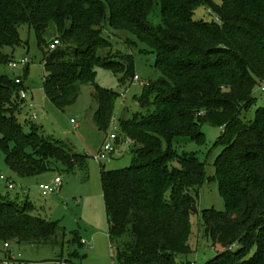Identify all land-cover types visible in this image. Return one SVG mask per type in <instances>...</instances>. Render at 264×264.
Masks as SVG:
<instances>
[{
	"label": "trees",
	"instance_id": "16d2710c",
	"mask_svg": "<svg viewBox=\"0 0 264 264\" xmlns=\"http://www.w3.org/2000/svg\"><path fill=\"white\" fill-rule=\"evenodd\" d=\"M158 3L162 23L154 27ZM200 7L216 19L195 20ZM22 27L34 30L43 51L48 101L65 112L84 85H94L101 133L112 127L118 94L96 85L95 69L111 71L121 85L135 77L133 56L120 63L98 56L110 46L104 33L133 34L156 57L162 77L138 98L146 113L119 122L120 136L133 144L132 166L102 170L117 264H178L192 252L206 164L178 148L204 146L203 124L223 129L216 180L226 202L225 212L203 213L200 233L221 250L207 264H264V108L253 122L242 119L264 82V0H0V157L20 178H32L57 165L72 171L84 157L45 139L37 126L27 133L17 120L27 88L1 72L13 62L1 50L25 44ZM33 211L32 203L0 194V244L63 245L65 229Z\"/></svg>",
	"mask_w": 264,
	"mask_h": 264
},
{
	"label": "rangeland",
	"instance_id": "374dc122",
	"mask_svg": "<svg viewBox=\"0 0 264 264\" xmlns=\"http://www.w3.org/2000/svg\"><path fill=\"white\" fill-rule=\"evenodd\" d=\"M195 20L212 22L216 15L206 7H200L194 15ZM152 26L162 23V6L158 3L150 17ZM24 41L22 47L12 50L4 48L1 51L11 57L12 61L20 62L24 58L30 61L27 67L19 66L12 69L9 66L1 72L11 79H22L28 87L27 98L19 101L22 113L18 115L19 124L27 133L34 126L45 139L62 142L72 153L84 157L81 165L70 171L61 165L38 177L20 178L8 167L5 157H0V178L4 177L14 183V189H9L6 181L0 179V194L20 204L28 201L34 205L33 214L48 222L59 224L65 229L66 238L63 245L33 246L27 243L11 242L10 249L0 244V264H117L113 243L110 237V227L106 214L102 170L117 171L132 166L133 144L123 141L116 148L113 156L106 161L96 158L107 133L99 132L94 123L97 105L94 100L95 87L86 84L81 89V95L75 105L65 112L56 109L44 93V54L40 49L34 30L28 27L20 29ZM110 46L98 52L104 61L120 63L124 55H131L135 62V76L140 82L130 80L125 85L120 84V77L111 71L96 68V85L103 89L112 90L118 94L114 108L112 126L120 121H128L136 114L146 113L138 98L144 92V85L154 83L162 77L156 68V57L133 34L118 32L110 28L104 33ZM257 103L242 119L245 123L253 122L256 113L264 108V92L258 87L254 92ZM76 121V124H73ZM201 131L205 135V145L198 146L187 142L186 146L178 148L180 154L194 153L199 160L206 164L207 182L199 190L198 215L192 218L193 232L190 239L192 252L178 256V264H207L221 250L215 248L210 238H204L200 233L203 224V213L208 210L226 211L219 182L216 180V160L222 153L216 142L223 129L203 124ZM179 142H186L184 139ZM83 161V162H82ZM57 177L62 180L57 193L43 196L40 185H53ZM73 239H76L73 242ZM84 242V243H83ZM240 247L236 246L235 251ZM253 254V253H252Z\"/></svg>",
	"mask_w": 264,
	"mask_h": 264
},
{
	"label": "built area",
	"instance_id": "2783aa9c",
	"mask_svg": "<svg viewBox=\"0 0 264 264\" xmlns=\"http://www.w3.org/2000/svg\"><path fill=\"white\" fill-rule=\"evenodd\" d=\"M59 45H60V41L59 40H56L54 42V44H53V47H56V46H59ZM29 64H30V61L27 58H24L20 62L13 61L10 64V68L16 69L20 65L23 66V67H27ZM134 80L140 82L141 79H140V77L138 75H136L134 77ZM16 83L17 84H21L22 83V80L17 79L16 80ZM260 90L262 92H264V82L260 85ZM27 93H28L27 90H22L21 91V97H22V99H26L27 98ZM113 121H114V119H113ZM76 123H77L76 121H73V124H76ZM123 141H125V140H124V138H122L120 136L119 123L116 122L112 126L111 133L107 135L105 141L102 143L99 151L96 154V158L98 160H100V161L109 160L113 156V154L116 152L117 146L119 144L123 143ZM126 141H129V140H126ZM0 179L2 181H6L7 182V186H8L9 189H14V183L12 181L7 180L4 177H1ZM61 183H62L61 178L60 177H57L55 179L53 185H44V184L40 185V191H41V193H42L43 196H48L50 194L57 193L59 191V186L61 185ZM4 247H5V249H10V244L7 243V244L4 245ZM5 264H8V263H5Z\"/></svg>",
	"mask_w": 264,
	"mask_h": 264
},
{
	"label": "crops",
	"instance_id": "0c3cea01",
	"mask_svg": "<svg viewBox=\"0 0 264 264\" xmlns=\"http://www.w3.org/2000/svg\"><path fill=\"white\" fill-rule=\"evenodd\" d=\"M27 88V91H28V87H26Z\"/></svg>",
	"mask_w": 264,
	"mask_h": 264
}]
</instances>
